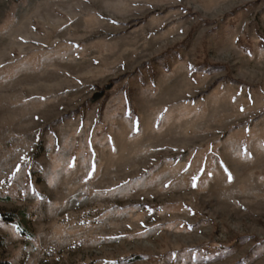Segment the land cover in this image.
Returning a JSON list of instances; mask_svg holds the SVG:
<instances>
[{
    "label": "rangeland",
    "instance_id": "rangeland-1",
    "mask_svg": "<svg viewBox=\"0 0 264 264\" xmlns=\"http://www.w3.org/2000/svg\"><path fill=\"white\" fill-rule=\"evenodd\" d=\"M0 264H264V0H0Z\"/></svg>",
    "mask_w": 264,
    "mask_h": 264
}]
</instances>
